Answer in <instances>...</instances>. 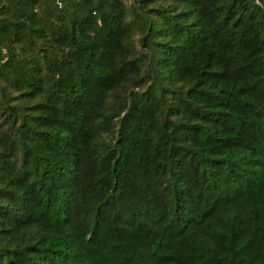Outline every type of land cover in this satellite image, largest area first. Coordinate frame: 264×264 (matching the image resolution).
<instances>
[{
	"label": "trees",
	"instance_id": "1",
	"mask_svg": "<svg viewBox=\"0 0 264 264\" xmlns=\"http://www.w3.org/2000/svg\"><path fill=\"white\" fill-rule=\"evenodd\" d=\"M0 264H264V0H0Z\"/></svg>",
	"mask_w": 264,
	"mask_h": 264
},
{
	"label": "rangeland",
	"instance_id": "2",
	"mask_svg": "<svg viewBox=\"0 0 264 264\" xmlns=\"http://www.w3.org/2000/svg\"><path fill=\"white\" fill-rule=\"evenodd\" d=\"M128 3H130V0H128Z\"/></svg>",
	"mask_w": 264,
	"mask_h": 264
}]
</instances>
